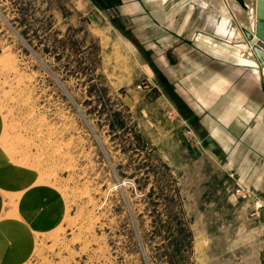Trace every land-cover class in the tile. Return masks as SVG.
<instances>
[{
    "label": "rangeland",
    "instance_id": "obj_1",
    "mask_svg": "<svg viewBox=\"0 0 264 264\" xmlns=\"http://www.w3.org/2000/svg\"><path fill=\"white\" fill-rule=\"evenodd\" d=\"M133 1L0 0V264H264L261 188L156 128Z\"/></svg>",
    "mask_w": 264,
    "mask_h": 264
},
{
    "label": "crops",
    "instance_id": "obj_2",
    "mask_svg": "<svg viewBox=\"0 0 264 264\" xmlns=\"http://www.w3.org/2000/svg\"><path fill=\"white\" fill-rule=\"evenodd\" d=\"M234 1L246 14L253 6V0ZM203 2L134 0L127 7L134 37L147 51L153 70L149 91L161 96L167 108V115L159 111L156 128L181 135L192 129L187 142L216 152L226 172L261 188L264 205V66L248 54L239 29H229L228 36L217 25L203 29L207 20L212 24L223 18L208 2L204 9ZM241 51L250 62L240 60ZM262 248L264 260V244Z\"/></svg>",
    "mask_w": 264,
    "mask_h": 264
},
{
    "label": "bare ground",
    "instance_id": "obj_3",
    "mask_svg": "<svg viewBox=\"0 0 264 264\" xmlns=\"http://www.w3.org/2000/svg\"><path fill=\"white\" fill-rule=\"evenodd\" d=\"M206 1L209 3L208 0H206ZM255 3H256V0H253V6L251 7L250 11L246 14L244 11L245 7H243V5H240V3H238L234 0H210V4L213 7L212 9H214L223 18L231 19L233 22H235V25L237 24L236 26L239 27L238 29L241 31L242 35H244V38L247 41V52H248V54H251L252 56H254L252 48H251L250 43L247 40L243 30L244 29H247L250 31L254 30L255 23H256ZM240 53H243V52L241 51ZM240 60L244 61V62H250V60L248 61V58H247V60L240 58ZM5 147H6V151L8 153H10L9 149L12 150L14 153L16 152V149L13 146H11V144H9L7 146L5 145ZM5 154H6L5 151L4 152L0 151V157L1 156L4 157V161H6L7 156H10V154L6 155V156H5ZM7 171H8V169L6 168V164H3L0 161V185H2V187H7V188H11L12 186H16L17 191L21 190V188L24 187L23 181L20 179V177L18 175L14 174L13 178L9 179L10 182H14V183H10V182L8 183L6 180ZM18 187H20V188H18ZM5 255L7 256L8 253H5Z\"/></svg>",
    "mask_w": 264,
    "mask_h": 264
},
{
    "label": "water",
    "instance_id": "obj_4",
    "mask_svg": "<svg viewBox=\"0 0 264 264\" xmlns=\"http://www.w3.org/2000/svg\"><path fill=\"white\" fill-rule=\"evenodd\" d=\"M255 18L254 30L244 29L243 32L250 43L255 58L260 65L264 66V0H256Z\"/></svg>",
    "mask_w": 264,
    "mask_h": 264
},
{
    "label": "built area",
    "instance_id": "obj_5",
    "mask_svg": "<svg viewBox=\"0 0 264 264\" xmlns=\"http://www.w3.org/2000/svg\"><path fill=\"white\" fill-rule=\"evenodd\" d=\"M169 115H171V112H169ZM185 132H186L187 134H191V135L194 134L193 130L190 129V128H187Z\"/></svg>",
    "mask_w": 264,
    "mask_h": 264
}]
</instances>
